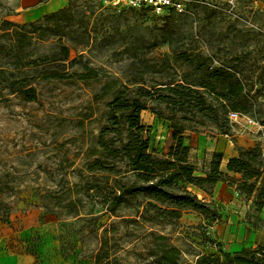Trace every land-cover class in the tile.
<instances>
[{"label": "rangeland", "instance_id": "rangeland-1", "mask_svg": "<svg viewBox=\"0 0 264 264\" xmlns=\"http://www.w3.org/2000/svg\"><path fill=\"white\" fill-rule=\"evenodd\" d=\"M17 1L0 0V264H94L105 242L123 264H153L152 231L170 238L182 264H196L198 253L210 254L215 246L212 212L184 210L172 223L147 222L135 216L134 207L141 204L142 209L145 203L141 198L132 200L133 208L121 205L111 214L97 195L86 192L89 175L78 169L102 130L114 128L107 121L111 96L96 97L102 82L85 84L75 76L55 75L75 68L58 60L64 44L71 46V58L84 53L83 60L89 59L100 74L119 78L114 88L126 84L135 68L146 75L153 69L181 74L185 65L160 63L162 55H171L168 44L161 42L164 24L180 12L156 14L116 7L112 0H73L67 19L34 29L22 27L27 21L13 20ZM183 3L181 13L193 19V27L186 31L182 48L213 58V66L225 60L246 70L256 81L252 94L264 107V95L257 93L260 88L264 92V75L256 79L264 66V0ZM5 20L19 27L9 28ZM88 31L93 46L80 52ZM131 36L143 38L136 56L115 51L123 37ZM28 88L34 92L27 93ZM141 120L151 148L166 154L172 143L170 122L149 109L141 112ZM193 126L186 134H222L209 123ZM258 144L264 148V141ZM239 197L245 217L264 226V207L257 211L253 197ZM70 198L79 199V214L62 207ZM135 218L138 223L130 221Z\"/></svg>", "mask_w": 264, "mask_h": 264}, {"label": "trees", "instance_id": "trees-1", "mask_svg": "<svg viewBox=\"0 0 264 264\" xmlns=\"http://www.w3.org/2000/svg\"><path fill=\"white\" fill-rule=\"evenodd\" d=\"M73 6L74 1L69 0L65 7L22 27L28 25L37 29L46 22L58 23L70 16ZM128 8L155 13L148 8ZM171 12L179 13L173 8L164 13ZM5 23L9 28L19 27L12 20H5ZM192 27L193 19L189 20L187 14L180 12L176 19L165 22L161 35V42L167 43L171 51V55H162L161 65H185L187 68L181 74L153 69L146 75V71L133 67L135 69L126 76V84L117 88L114 87L119 78L100 74L99 68L89 59L83 60L84 53L71 58L70 45L60 47L58 60L75 68L71 73L66 70L56 72V77L75 76L85 84L102 82L101 93L96 97L111 96L107 103V121L114 128L102 130L96 145L92 146L78 169L79 174L87 172L89 175L86 192L97 195V202L111 214L121 205L133 208L132 200L141 198L145 203L142 209L141 204L134 207L135 216L147 222L172 223L181 218L184 210L212 212V219L216 221L218 215L214 208L191 187L209 193L218 181L229 185L236 183L239 196L253 197L257 211L264 207V156L259 144L252 148L237 146L238 154L228 160L225 170L220 152H214L201 169L190 160V147L184 144V139L186 132L195 127L193 125L209 123L226 134L230 131L229 115L232 112L251 114L264 125V107L257 100L256 93L252 94L256 81L246 70L225 60L213 66V58L200 51L194 53L182 48L180 43ZM92 39L94 36L88 31L79 44L80 52L93 46ZM122 39L115 51L129 52L132 57L144 43L143 38L137 36ZM135 65L131 62V66ZM262 75L264 66L256 79ZM261 89L257 93L264 95ZM31 92L34 88H28L27 93ZM147 109L170 122L172 143L166 154L151 148L149 134H146L141 120V112ZM78 201L70 198L62 207L70 214H79ZM130 221L138 223L136 218ZM150 234L154 238L150 253L153 264H182L180 251L170 243L167 235L155 231ZM209 253H198L196 264H264L262 247L234 255L222 250ZM93 263L123 264L117 251L108 247L106 242L96 251Z\"/></svg>", "mask_w": 264, "mask_h": 264}, {"label": "crops", "instance_id": "crops-1", "mask_svg": "<svg viewBox=\"0 0 264 264\" xmlns=\"http://www.w3.org/2000/svg\"><path fill=\"white\" fill-rule=\"evenodd\" d=\"M68 3L69 0H18L15 2L13 20L35 21L45 14L65 7ZM184 144L190 147V160L200 169L214 152L222 153V168L225 170L228 160L238 154L237 146L255 147L258 144V137L245 134L231 139L223 134L212 137L204 134H187ZM235 188L236 186L224 181H218L211 194L197 187H191L197 195L218 211V217L211 226L212 238L216 242V245L210 248L211 253L222 250L234 255L244 250L264 248V226L257 225L245 217L244 207L239 195H236Z\"/></svg>", "mask_w": 264, "mask_h": 264}, {"label": "built area", "instance_id": "built-area-1", "mask_svg": "<svg viewBox=\"0 0 264 264\" xmlns=\"http://www.w3.org/2000/svg\"><path fill=\"white\" fill-rule=\"evenodd\" d=\"M111 3L116 7L148 8L157 14H162L169 8L179 12L185 10L183 0H112ZM245 134L256 136L258 140L264 141V125L252 115L232 112L230 131L223 135L233 139L235 136ZM262 152L264 156L263 149ZM236 195H239L237 191Z\"/></svg>", "mask_w": 264, "mask_h": 264}]
</instances>
